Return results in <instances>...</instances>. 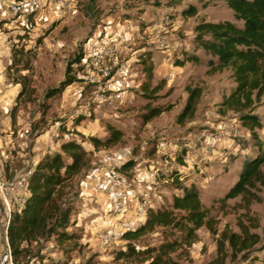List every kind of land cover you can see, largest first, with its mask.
Instances as JSON below:
<instances>
[{
    "label": "rangeland",
    "instance_id": "374dc122",
    "mask_svg": "<svg viewBox=\"0 0 264 264\" xmlns=\"http://www.w3.org/2000/svg\"><path fill=\"white\" fill-rule=\"evenodd\" d=\"M189 7L197 14L184 17L182 11ZM2 14L1 173L8 181L14 169L30 174L38 156L41 160L56 153L68 141L92 152L91 168L78 178L73 226L66 231L72 238L31 243L30 254L16 264H137L116 258L125 249L122 235L145 222L147 209H171L173 196L180 194L169 178L174 172L182 175L183 186L196 187L207 224L186 246L181 243L188 224L183 213L176 212L174 226L157 228L136 242L135 249L150 253L177 242L181 245L170 254L175 264H209L217 259L222 234L241 235L245 229L251 241L243 252L236 254L224 241L225 264H264V186L256 185L244 197L226 199L243 162L255 153L254 140L237 113L222 105L236 87L231 72L216 70L210 65L215 58L194 43V28L201 21L240 25L224 0H75L68 10L49 7L36 13L29 32ZM117 29L121 38L114 50L125 62L124 72L103 77L98 85L86 83L74 64L68 77L78 82L45 97L65 79L68 63L83 56L91 38ZM188 55L198 61L175 66L176 59ZM147 81L150 89L160 90L145 92L141 85ZM23 82L17 100L22 89L18 83ZM187 88L198 89L200 97L193 116L178 123ZM154 108L162 113L144 122V115ZM252 110L261 122L256 133L264 147V94ZM107 124L124 136L110 148L94 150L88 137L106 139ZM116 161L121 163L119 186L111 188L104 178ZM122 192L133 198L127 207L118 204ZM17 210V204L11 206V211ZM3 243L0 221V253Z\"/></svg>",
    "mask_w": 264,
    "mask_h": 264
},
{
    "label": "trees",
    "instance_id": "16d2710c",
    "mask_svg": "<svg viewBox=\"0 0 264 264\" xmlns=\"http://www.w3.org/2000/svg\"><path fill=\"white\" fill-rule=\"evenodd\" d=\"M224 1L227 8L232 11L235 21L240 22V25L230 21H201L194 28V43L197 49L215 58L210 65L216 70L227 69L231 72L236 87L222 105L237 113L239 121L248 129L254 140V155L243 162L236 184L226 195V199H234L238 196H246L256 185L264 186V147L256 133V130L261 129V122L258 116L252 114L254 101L264 94V0ZM196 14L197 11L193 7L182 11L184 17H192ZM80 57L81 54L68 63L65 79L58 87L48 90L46 98H52L63 92L66 87L78 82L75 77L68 76L71 67L80 60ZM187 60L198 61V58L195 55H188L181 61L176 59L174 64L183 66ZM150 72L148 79L152 77ZM22 79L26 80L24 77ZM18 84L22 85V89L17 95V100L22 96L25 88L24 82ZM141 88L145 92L154 93L160 90L159 86L150 89L148 81L143 83ZM187 92L186 104L177 116L178 123L193 116L200 97V92L196 88H187ZM161 113L160 109H150L144 115V122H149ZM106 128L109 133L106 139L88 137L94 150L110 148L118 144L124 136L122 131L110 124H107ZM91 155V151H86L75 141H68L60 145L58 152L47 153L36 163L27 178V196L20 209L11 213L7 226V241L14 262L17 263L18 259L30 254L31 243L53 237L59 242L72 238L71 233H66L73 226L72 204L78 196V178L83 177L91 168ZM2 176L5 180L8 179L6 174L2 173ZM169 178L175 182L176 189L180 192L173 196L171 209L166 207L147 209L145 222L122 235L126 245L124 250L116 254L117 259L129 260L137 264L145 262L175 264L170 254L181 244L189 246L196 239V232L207 224V212L202 206L196 187L183 186L180 183L182 181L180 173L174 172ZM176 212L183 213L182 218L188 224L181 244L166 243L150 253L135 249L136 242L153 233L157 228L174 226ZM248 234L245 229L241 230V235L222 234L217 245V259L209 264H225L227 255L224 241L228 242L231 250L236 254L246 250L247 243L251 241V236Z\"/></svg>",
    "mask_w": 264,
    "mask_h": 264
},
{
    "label": "built area",
    "instance_id": "2783aa9c",
    "mask_svg": "<svg viewBox=\"0 0 264 264\" xmlns=\"http://www.w3.org/2000/svg\"><path fill=\"white\" fill-rule=\"evenodd\" d=\"M75 0H11L7 6L9 16L20 23L25 32L33 29V18L39 11L49 7H55L58 10H68ZM119 29L106 31V33H98L89 40L87 48L84 50L83 56L76 65L81 68L86 83L100 84L101 78L108 77L112 73H121L125 70V62L120 58L118 50L114 47L120 41ZM119 166L121 163L116 161V165L112 167L104 178V182L111 188L119 186ZM27 175H17L11 181L5 180L0 171V199L3 201L0 207V220L4 225V243L2 245V253L0 264H16L14 262L11 250L7 241V226L11 216V203L8 200V191L17 189L26 191ZM138 198L136 199V201ZM133 198L129 193L122 192L118 198V204L121 207H127L133 203ZM146 202L144 201V204ZM128 230V229H126ZM129 231V230H128ZM105 244L109 243V238H104Z\"/></svg>",
    "mask_w": 264,
    "mask_h": 264
},
{
    "label": "crops",
    "instance_id": "0c3cea01",
    "mask_svg": "<svg viewBox=\"0 0 264 264\" xmlns=\"http://www.w3.org/2000/svg\"><path fill=\"white\" fill-rule=\"evenodd\" d=\"M9 3L10 2H5L3 0H0V13L3 12V14H2L3 16H8L9 15L8 14V11L6 10V8H7V6H8ZM40 157L41 156H38L36 158V160L33 161V164H32V166L29 169L30 172H32V170L34 169L36 163L38 162V160H40ZM19 173H20L19 171H17L16 169H14L11 180L13 178H15L17 175H20ZM28 176H29V174H27V177ZM8 192H9L8 193V196H7L8 197V200H6V201H9L11 203L12 208L14 207L15 204H17L18 205V209H20V207L22 206V203H23L24 199L27 196V191H21V190L18 191L17 189H11ZM11 212L13 213L14 211H11Z\"/></svg>",
    "mask_w": 264,
    "mask_h": 264
}]
</instances>
